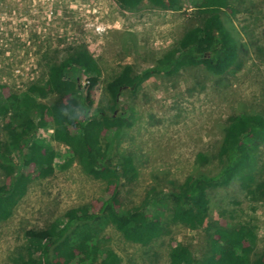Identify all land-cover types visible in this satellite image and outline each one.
<instances>
[{
    "label": "rangeland",
    "instance_id": "obj_1",
    "mask_svg": "<svg viewBox=\"0 0 264 264\" xmlns=\"http://www.w3.org/2000/svg\"><path fill=\"white\" fill-rule=\"evenodd\" d=\"M228 1L220 16L236 40L245 45L239 53L243 66L234 74L218 77L203 66L175 74L154 69L156 61L186 31L199 25V16L186 0H182V11L160 9L144 1L131 12L123 10L117 0H0V88L8 89L5 96L36 88L44 82L49 65L79 49L87 51L100 66L101 75L89 91L91 76L82 70L83 98L65 102L74 104L79 113L87 110L84 118L88 123L102 116L97 115L98 110L105 112L103 117H113L108 119L112 131L102 134L101 145L114 166L131 158L137 171L134 179H127L117 167L121 175L117 185L95 179L77 161L69 163L70 146L53 140L56 125L40 126V115L31 113L30 123L37 127L31 141H44L56 154L52 165L28 183L9 219L0 222V264H17L18 257L26 258L25 233L47 229L74 209L86 206V215L92 216L100 213L106 201L119 211L132 209L153 196L152 190L176 193L189 175L199 171L214 175L221 164L218 151L230 116L237 119L244 111L253 125H264V0ZM125 66L137 75L152 71L145 73L136 90L124 88L113 106L107 84ZM65 73L69 75V70ZM38 100L50 105L58 103L59 97L47 95ZM109 136L114 140L107 145ZM0 141L10 142L2 119ZM20 148L11 155L16 163L23 154L24 148ZM198 154L206 159L197 161ZM255 154L256 179L264 183V144ZM33 169L21 170L34 173ZM8 184L0 169L3 192ZM255 187L254 194L248 195L235 179L227 186L208 189L204 196L211 210L206 224L221 218L232 225L253 226L257 243L250 256L264 262V193ZM170 225L169 235L148 245L128 242L108 225L98 232L99 247L110 248L121 264H169V252L176 243L187 246L195 260L208 255L209 241L202 229ZM49 259L53 264H68L67 260ZM94 264H101L100 260Z\"/></svg>",
    "mask_w": 264,
    "mask_h": 264
},
{
    "label": "trees",
    "instance_id": "obj_2",
    "mask_svg": "<svg viewBox=\"0 0 264 264\" xmlns=\"http://www.w3.org/2000/svg\"><path fill=\"white\" fill-rule=\"evenodd\" d=\"M144 1L169 11H182L184 8L182 0H117L119 6L128 12L138 9ZM186 1L192 12L199 16V25L186 31L176 45L156 61L154 69L175 74L181 69L203 66L218 77L234 74L243 66L239 53L245 45L236 40L221 19L220 13L228 8L229 1ZM67 69L69 75L65 73ZM80 69L91 76L87 81L91 91L101 69L97 61L82 49L59 63L49 65L44 82L34 89L17 96L9 93L6 97L8 89L0 88V119L6 122L10 136L9 143L0 141V169L9 179L7 192L0 188V222L9 219L13 208L25 195L28 183L52 165L55 158L56 153L44 141H31V133L37 128L30 123L31 113L40 115V126L48 127L52 122L56 125L53 140L70 146L73 155L69 163L77 161L86 174L116 185L121 175L127 179L136 177L131 158H124L121 166H114L101 145L102 134L112 131V120L108 119L113 117H103L105 112L98 110L97 115L102 116L99 119L94 117L88 123L84 118L87 110L79 113L74 104L65 102H78L83 98V87L79 84ZM151 71L145 70L137 75L132 67H123L107 84L113 106L117 105L124 88L136 90L144 82L145 73ZM47 95L59 97L58 103L46 105L38 100ZM87 95L89 97V92ZM252 121L244 111H240L237 119L229 117L218 151L221 164L214 175L200 171L195 176L189 175L176 193L163 194L152 190L153 196H147L139 207L132 209L119 211L110 201L104 202L100 213L92 216L86 215V206L74 209L64 214L63 219L54 220L47 229L26 232L27 257H18L17 264H53L49 256L54 260H67L68 264H94L99 260L101 264H121L110 248L99 247L101 239L98 232H102L105 226L113 225L128 242L148 245L169 235L170 224L192 231L202 229L208 237L209 248L208 255L195 260L187 246L176 243L170 249L169 264H264L259 257L253 260L250 256L257 243L253 226L232 225L221 218L206 224L211 210L210 201L204 196L208 189L227 186L237 179L246 194H254V184L256 190L264 193V183L258 182L255 175L258 170L255 152L260 144H264V125H253ZM107 139V145L114 140L112 136ZM19 145L24 149L19 163H16L11 155ZM204 159V154H198L197 161ZM30 166L34 167V173L21 170H28ZM117 167H120L121 175ZM56 245L54 252L49 254Z\"/></svg>",
    "mask_w": 264,
    "mask_h": 264
},
{
    "label": "clouds",
    "instance_id": "obj_3",
    "mask_svg": "<svg viewBox=\"0 0 264 264\" xmlns=\"http://www.w3.org/2000/svg\"><path fill=\"white\" fill-rule=\"evenodd\" d=\"M82 71V69H80Z\"/></svg>",
    "mask_w": 264,
    "mask_h": 264
}]
</instances>
